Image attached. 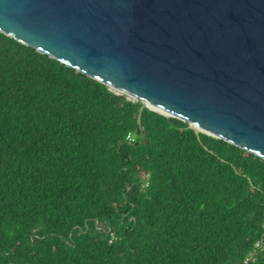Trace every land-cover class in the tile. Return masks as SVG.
Listing matches in <instances>:
<instances>
[{
  "label": "trees",
  "instance_id": "obj_1",
  "mask_svg": "<svg viewBox=\"0 0 264 264\" xmlns=\"http://www.w3.org/2000/svg\"><path fill=\"white\" fill-rule=\"evenodd\" d=\"M140 104L0 31V264H264V158Z\"/></svg>",
  "mask_w": 264,
  "mask_h": 264
},
{
  "label": "water",
  "instance_id": "obj_2",
  "mask_svg": "<svg viewBox=\"0 0 264 264\" xmlns=\"http://www.w3.org/2000/svg\"><path fill=\"white\" fill-rule=\"evenodd\" d=\"M0 31L264 158V0H0Z\"/></svg>",
  "mask_w": 264,
  "mask_h": 264
},
{
  "label": "built area",
  "instance_id": "obj_3",
  "mask_svg": "<svg viewBox=\"0 0 264 264\" xmlns=\"http://www.w3.org/2000/svg\"><path fill=\"white\" fill-rule=\"evenodd\" d=\"M126 139L133 140V135L131 132H128L126 135ZM145 185H147V181H145ZM264 247V233L263 235L257 239L254 244L253 248L247 252V254L244 257V263H250L253 262L256 259L255 253L258 249H262Z\"/></svg>",
  "mask_w": 264,
  "mask_h": 264
},
{
  "label": "rangeland",
  "instance_id": "obj_4",
  "mask_svg": "<svg viewBox=\"0 0 264 264\" xmlns=\"http://www.w3.org/2000/svg\"><path fill=\"white\" fill-rule=\"evenodd\" d=\"M117 93V92H116Z\"/></svg>",
  "mask_w": 264,
  "mask_h": 264
}]
</instances>
